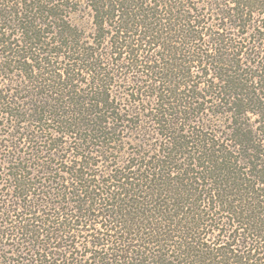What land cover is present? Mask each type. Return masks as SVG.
<instances>
[{"label":"trees","instance_id":"1","mask_svg":"<svg viewBox=\"0 0 264 264\" xmlns=\"http://www.w3.org/2000/svg\"><path fill=\"white\" fill-rule=\"evenodd\" d=\"M0 264H264V0H0Z\"/></svg>","mask_w":264,"mask_h":264}]
</instances>
